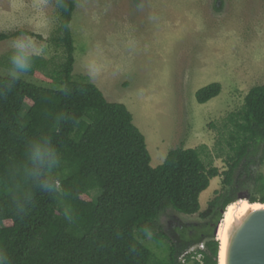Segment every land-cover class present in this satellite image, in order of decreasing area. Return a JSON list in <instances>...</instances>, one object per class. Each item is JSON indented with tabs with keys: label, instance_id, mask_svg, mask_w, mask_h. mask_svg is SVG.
Segmentation results:
<instances>
[{
	"label": "trees",
	"instance_id": "16d2710c",
	"mask_svg": "<svg viewBox=\"0 0 264 264\" xmlns=\"http://www.w3.org/2000/svg\"><path fill=\"white\" fill-rule=\"evenodd\" d=\"M60 26L51 39L64 49L62 63L50 68L36 56L27 74L60 85L39 87L0 76V255L4 264H219L215 228L222 211L252 187L264 204V85L253 87L244 106L223 125L227 146L218 154L223 172L206 163L207 146L175 149L153 168L146 138L122 103L109 102L88 76H74L73 0H57ZM28 34H0V41ZM0 66L9 68L8 56ZM222 92L220 83L196 93L206 104ZM49 144L57 150L48 176L56 190L38 185L30 154ZM222 178L206 210L200 196L212 180ZM99 192L97 198L94 192ZM201 222L173 232L161 222L169 212ZM188 225V224H187ZM174 236L172 237V235ZM169 241L160 258L142 241Z\"/></svg>",
	"mask_w": 264,
	"mask_h": 264
},
{
	"label": "rangeland",
	"instance_id": "374dc122",
	"mask_svg": "<svg viewBox=\"0 0 264 264\" xmlns=\"http://www.w3.org/2000/svg\"><path fill=\"white\" fill-rule=\"evenodd\" d=\"M73 1V75L88 76L109 102L127 106L146 138L152 167L172 150L207 146L206 163L226 170L217 157L227 149L225 120L244 106L253 87L264 85V0ZM60 22L57 0H0V34L26 30L42 36L33 38L50 68L65 57L51 40ZM12 40L0 41V59L9 55ZM0 76L12 78L10 69L0 66ZM19 79L63 88L27 73ZM213 83L222 85L221 94L199 104L197 91ZM259 172L264 174V164ZM216 179L200 196L202 211L224 192L223 179ZM248 195L261 196L252 187L240 193ZM178 214L163 215L162 224L178 232L201 222L199 215ZM142 243L160 258L168 254L169 241L150 236Z\"/></svg>",
	"mask_w": 264,
	"mask_h": 264
},
{
	"label": "water",
	"instance_id": "95a60500",
	"mask_svg": "<svg viewBox=\"0 0 264 264\" xmlns=\"http://www.w3.org/2000/svg\"><path fill=\"white\" fill-rule=\"evenodd\" d=\"M248 188H243L242 191ZM252 190L254 191L253 186ZM240 193L236 202L247 200L251 205L259 206L251 207L233 219L226 240L224 264H264V204L252 203L251 196L242 197ZM173 213L176 218L181 217L176 211ZM225 213L226 210H223V216ZM222 220L215 228L216 239Z\"/></svg>",
	"mask_w": 264,
	"mask_h": 264
},
{
	"label": "clouds",
	"instance_id": "9594fccd",
	"mask_svg": "<svg viewBox=\"0 0 264 264\" xmlns=\"http://www.w3.org/2000/svg\"><path fill=\"white\" fill-rule=\"evenodd\" d=\"M43 47L38 45L35 39L28 34L15 37L10 43L8 64L12 78L19 79L20 74L27 73L33 66V58L41 55ZM57 150L50 144L43 150L32 151L30 159L36 169H42L38 173V185L49 192L56 190L55 182L48 176V172L55 168L57 163ZM0 264H4L3 256L0 255Z\"/></svg>",
	"mask_w": 264,
	"mask_h": 264
},
{
	"label": "bare ground",
	"instance_id": "6f19581e",
	"mask_svg": "<svg viewBox=\"0 0 264 264\" xmlns=\"http://www.w3.org/2000/svg\"><path fill=\"white\" fill-rule=\"evenodd\" d=\"M258 206L259 204L251 205L247 200H240L226 209V213L223 216V220L217 235V239L220 242L221 247L219 251V264H224L226 240L233 219L244 214L249 208Z\"/></svg>",
	"mask_w": 264,
	"mask_h": 264
},
{
	"label": "flooded vegetation",
	"instance_id": "af4514ba",
	"mask_svg": "<svg viewBox=\"0 0 264 264\" xmlns=\"http://www.w3.org/2000/svg\"><path fill=\"white\" fill-rule=\"evenodd\" d=\"M137 0H133V2H136Z\"/></svg>",
	"mask_w": 264,
	"mask_h": 264
},
{
	"label": "crops",
	"instance_id": "0c3cea01",
	"mask_svg": "<svg viewBox=\"0 0 264 264\" xmlns=\"http://www.w3.org/2000/svg\"><path fill=\"white\" fill-rule=\"evenodd\" d=\"M214 181H217V179H215ZM214 181H213V182H214Z\"/></svg>",
	"mask_w": 264,
	"mask_h": 264
}]
</instances>
